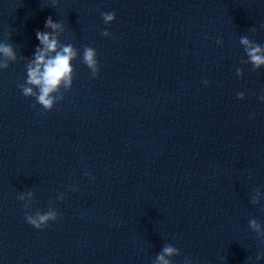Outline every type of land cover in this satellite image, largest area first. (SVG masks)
Segmentation results:
<instances>
[{
  "label": "water",
  "instance_id": "obj_1",
  "mask_svg": "<svg viewBox=\"0 0 264 264\" xmlns=\"http://www.w3.org/2000/svg\"><path fill=\"white\" fill-rule=\"evenodd\" d=\"M56 3L0 0V43L17 54L0 69V264H152L165 244L173 264H264L249 227L264 226V68L241 64L239 43L264 45V0ZM49 16L100 71L74 61L72 89L43 112L17 85ZM29 190L32 212L56 201L43 230L17 199Z\"/></svg>",
  "mask_w": 264,
  "mask_h": 264
},
{
  "label": "clouds",
  "instance_id": "obj_2",
  "mask_svg": "<svg viewBox=\"0 0 264 264\" xmlns=\"http://www.w3.org/2000/svg\"><path fill=\"white\" fill-rule=\"evenodd\" d=\"M56 0H52V8H56ZM101 18L106 26H110L116 19L115 12H102ZM45 31H37L36 38L39 41V46L35 49V54L32 59L27 60L25 65L27 78L24 83L18 84L20 92L25 99L32 98L35 103L31 107L35 108L38 104L43 112H51L57 103L64 100V93L72 89L73 80L76 76V70L73 67V62L80 59L90 71L92 78H97L99 75V62L97 52L90 46L83 48L82 54L72 44H62L60 36L64 33L65 28L62 22H54L52 17L46 19L44 25ZM264 28V24L261 25ZM250 31L255 34L256 29L251 28ZM103 37H110L111 33L107 30L101 32ZM207 39V37H205ZM216 43L223 45L222 40H217ZM240 45L243 47L247 56V60L241 59V64H251L252 71H258L264 68V45L258 44L248 36H241L239 39ZM17 61V54L9 43H0V69H7L10 63ZM237 77L243 78V70L236 69ZM207 85L208 81L205 80ZM237 98L243 100L244 93H238ZM264 101V96H261ZM43 114V113H41ZM85 176L94 181L89 173L85 172ZM71 191H78V188H71ZM257 196L251 198V204L257 205L259 200V189ZM35 198V193L31 190L21 192L17 199L23 203L25 211V220L36 230H43L49 227L50 223H55L60 214L53 204L56 201H49L46 212L36 210L31 211L32 203ZM56 200L63 202L64 194L57 195ZM264 211V209H262ZM250 229L257 235L260 243L264 245V226L256 219L249 220ZM181 255L177 247L172 244H165L160 252L156 255L152 264H173V258ZM264 259V253H259L256 260ZM183 264H194L188 257L184 258Z\"/></svg>",
  "mask_w": 264,
  "mask_h": 264
}]
</instances>
